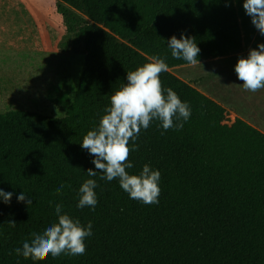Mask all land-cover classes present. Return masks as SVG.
Instances as JSON below:
<instances>
[{
	"label": "trees",
	"instance_id": "16d2710c",
	"mask_svg": "<svg viewBox=\"0 0 264 264\" xmlns=\"http://www.w3.org/2000/svg\"><path fill=\"white\" fill-rule=\"evenodd\" d=\"M57 1L92 22L77 31L84 67L72 100L63 95V118L0 114V189L13 193L9 204L0 199V264H264V133L239 118L225 124V109L188 83L160 75L191 116L181 130L153 120L129 156V174L145 164L161 173L158 204L130 199L118 179L89 177L88 169L99 170L81 146L128 72L151 56L166 58L168 69L191 65L172 57V36L194 37L199 63L240 53L234 0ZM87 179L98 184L94 210L77 207ZM21 192L32 206L17 201ZM57 204L85 227L92 223L85 254L17 255L57 221Z\"/></svg>",
	"mask_w": 264,
	"mask_h": 264
},
{
	"label": "clouds",
	"instance_id": "9594fccd",
	"mask_svg": "<svg viewBox=\"0 0 264 264\" xmlns=\"http://www.w3.org/2000/svg\"><path fill=\"white\" fill-rule=\"evenodd\" d=\"M227 6V4H226ZM243 9L251 18L252 25L264 36V0H244ZM171 55L175 59H183L195 66L200 48L194 37H187L183 33L180 38L174 35L167 41ZM166 58L151 56L147 63L135 71L127 73L126 80L119 90L110 98V107L99 121L98 126L83 137L81 146L93 157L94 171L87 170L89 177L101 180H119L120 187L129 194L130 199L138 200L145 205L159 203L161 189L159 182L161 173L153 170L149 164L143 166L139 175L129 174L127 169L133 168L129 162L132 151L137 150L135 141L141 129H147L153 120L161 122L165 131L170 128L181 130L191 116V107L182 102L178 94L171 88L164 89L160 75L168 71ZM200 65V64H199ZM237 78L243 82V88L256 92L264 89V43L257 48L250 49L247 57H238L234 67ZM130 141L132 145L130 146ZM62 184L57 193L63 189ZM98 187L95 179H87L79 189L78 208L90 207L94 210L97 205ZM13 193L0 189V199L3 203L11 202ZM18 202L32 206V199L21 192ZM57 221L48 226L43 233H33L30 241H25L22 248H16L17 255L31 258L33 261H43L50 254L59 256L68 253L72 256L84 255L86 252V238L92 233V223L85 227L78 219H74L63 211V206L55 207ZM10 227L16 222L9 220Z\"/></svg>",
	"mask_w": 264,
	"mask_h": 264
},
{
	"label": "rangeland",
	"instance_id": "374dc122",
	"mask_svg": "<svg viewBox=\"0 0 264 264\" xmlns=\"http://www.w3.org/2000/svg\"><path fill=\"white\" fill-rule=\"evenodd\" d=\"M9 6L13 8V11L20 9L21 14L22 12H27L28 9L40 11L43 17V29H47L52 33L49 41L50 49L62 50L67 53V56H65L64 67L55 64L48 67L54 73V76L50 78L46 75V68H36L38 71L42 69L44 76L50 80L48 83L44 82V84L40 83L37 85L35 83L33 95L20 91L8 96L5 94L0 96V114L13 110H24L43 116L63 118L65 116V107L62 105L65 102L63 95L67 94L68 100H72L84 67V46L77 35V31L79 27L92 22L79 12L72 10L57 0H7L5 7ZM16 18L12 17V22L14 23V20H16L20 22L19 25H22L21 22L25 21L24 26L26 31H28L27 29L31 25L30 19H25L22 16ZM18 30L20 29L18 28ZM8 34L12 36L15 33ZM11 40L8 41V39L0 37V87L5 85V82L10 84L11 82L7 80V77H12L14 72L16 74V70L13 71L14 66H11L12 61L8 57L10 52L5 49L15 46L14 43H11ZM21 46L26 45H17V47ZM24 55H26L25 51L21 56ZM238 57L240 56H237V58L226 57L208 60L195 66L186 65L170 68L168 72L204 95H211L218 100L234 96L235 98L228 99V102H230V106L234 107L233 101H237V108H235L237 109V115L244 116L259 131L264 133V96L262 95L264 89L256 92L248 91L249 93H254V95H250L248 100L251 102L249 106L246 99L240 98V101L237 98V89L247 91L243 88V82L237 78V74L234 71ZM231 120L229 112H226L224 123L230 125Z\"/></svg>",
	"mask_w": 264,
	"mask_h": 264
},
{
	"label": "crops",
	"instance_id": "0c3cea01",
	"mask_svg": "<svg viewBox=\"0 0 264 264\" xmlns=\"http://www.w3.org/2000/svg\"><path fill=\"white\" fill-rule=\"evenodd\" d=\"M6 2L7 0H0V37L8 39V41L12 39L11 43H14L15 45L14 47L10 46L5 49L10 52L8 57L13 63H11V66H14L13 71L16 70V74L14 72L12 77H7V80H10L11 83L8 84L5 82V85L0 87V96H3L4 94L8 96L9 94L18 93L20 91L33 95V86L35 83L37 85L40 83L44 84V82L48 83L50 80L47 79L42 73L43 67L46 68V75L49 76V78L54 76V73L51 72L48 67L52 66L53 64L57 66L62 65V67H64V63L66 61L65 56H67V53L62 50L59 51L50 49L49 41L52 37V33L47 29H43V17L40 11L37 9H28L27 12H22L21 14L20 9H15V11H13L11 6L5 7ZM243 3L244 0H234L237 19L241 30L242 50L240 53L228 57L237 58V56H243L246 58L250 49H255L257 48V45L264 43V36L260 35V33L252 25L251 18L245 14ZM20 16L25 19H30L31 25L27 29L28 31H26L24 26L25 21L21 22L22 25H19L20 22H17L16 20H14V23L12 22V17L16 18ZM18 28L20 30H18ZM8 33L15 34L10 36ZM18 44L26 46L17 47ZM24 51L26 52V55L21 56ZM37 67L42 69L38 71L36 70ZM250 95H254V93L237 89V98L240 101L242 98L246 99L248 106L251 103L248 101ZM262 95L264 96V92ZM205 96L221 105L225 109V113L229 112L230 118L232 119L231 124L236 118H239L256 128L244 116L237 115V109H235L237 108L236 100L233 101L235 106H230L228 99L235 98L234 96L227 97L225 99L222 98L221 100H218L211 95L205 94Z\"/></svg>",
	"mask_w": 264,
	"mask_h": 264
}]
</instances>
